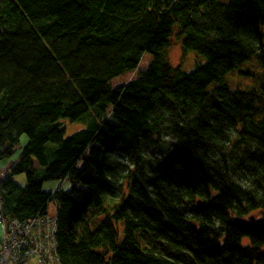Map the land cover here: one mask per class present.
I'll list each match as a JSON object with an SVG mask.
<instances>
[{"label": "trees", "instance_id": "1", "mask_svg": "<svg viewBox=\"0 0 264 264\" xmlns=\"http://www.w3.org/2000/svg\"><path fill=\"white\" fill-rule=\"evenodd\" d=\"M174 39L205 62L173 66ZM252 57L264 0H0V163L28 137L4 217L54 202L60 264H264V75L226 84Z\"/></svg>", "mask_w": 264, "mask_h": 264}, {"label": "rangeland", "instance_id": "2", "mask_svg": "<svg viewBox=\"0 0 264 264\" xmlns=\"http://www.w3.org/2000/svg\"><path fill=\"white\" fill-rule=\"evenodd\" d=\"M169 59L173 66H181L183 71L187 73L193 72L197 65L205 62V58L198 55L196 52H189L187 54L182 51V47L180 42L177 39H174L172 46L169 49ZM152 57L150 55H145L143 60L139 66L138 70H135L131 73L125 74L121 77L114 79L111 83L112 87L119 88L121 86L126 85L130 81L136 79L139 74L146 70L149 66ZM264 69L256 59V57H252L251 60L244 63L239 69H236L234 72L228 75L226 78V84L232 89V91L236 90H246L252 89L256 87L260 80H263ZM254 85V86H253ZM218 87V84H213L209 91ZM63 127L66 129L67 135L70 136L76 132H79L87 127V123L85 122H77L71 123L68 119L62 120ZM28 142V137L23 136L21 140V144L19 149L15 152V154L0 163V177H6L10 174V171L13 165L19 160L22 149L26 146ZM123 160V159H122ZM124 161V160H123ZM13 180L20 186L25 187L28 184L27 175L25 173L19 174L13 177ZM59 188H63L64 190H71L72 185L70 182L65 181L62 184L60 183H46L44 186V190L47 192L56 191ZM56 213V206L54 202L49 204L47 214L54 215ZM263 211H257L251 214L250 216L255 215L256 218H263ZM121 238L124 237L123 232V224H120ZM3 237L2 225H0V238ZM27 264H39L38 261L32 260Z\"/></svg>", "mask_w": 264, "mask_h": 264}, {"label": "built area", "instance_id": "3", "mask_svg": "<svg viewBox=\"0 0 264 264\" xmlns=\"http://www.w3.org/2000/svg\"><path fill=\"white\" fill-rule=\"evenodd\" d=\"M0 198V264H26L39 260L42 264H60L58 256V218L36 216L25 221L7 220L2 213Z\"/></svg>", "mask_w": 264, "mask_h": 264}, {"label": "water", "instance_id": "4", "mask_svg": "<svg viewBox=\"0 0 264 264\" xmlns=\"http://www.w3.org/2000/svg\"><path fill=\"white\" fill-rule=\"evenodd\" d=\"M199 204H201V201L199 202ZM263 215H264V213H263ZM256 219L257 218L255 215L249 217L250 222H255Z\"/></svg>", "mask_w": 264, "mask_h": 264}, {"label": "crops", "instance_id": "5", "mask_svg": "<svg viewBox=\"0 0 264 264\" xmlns=\"http://www.w3.org/2000/svg\"><path fill=\"white\" fill-rule=\"evenodd\" d=\"M0 240H1V238H0ZM31 261H32V260H31ZM36 261H38V262H39V264H42V263H41L39 260H36ZM28 262H30V261H28ZM28 262H27V263H28ZM27 263H26V264H27Z\"/></svg>", "mask_w": 264, "mask_h": 264}]
</instances>
